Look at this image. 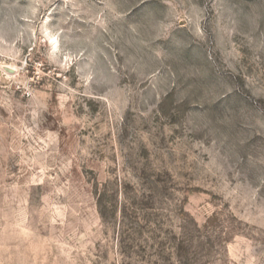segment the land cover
Wrapping results in <instances>:
<instances>
[{
	"label": "rangeland",
	"instance_id": "374dc122",
	"mask_svg": "<svg viewBox=\"0 0 264 264\" xmlns=\"http://www.w3.org/2000/svg\"><path fill=\"white\" fill-rule=\"evenodd\" d=\"M0 264H264V0H0Z\"/></svg>",
	"mask_w": 264,
	"mask_h": 264
}]
</instances>
